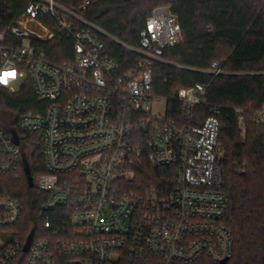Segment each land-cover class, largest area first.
Here are the masks:
<instances>
[{
  "label": "built area",
  "instance_id": "obj_1",
  "mask_svg": "<svg viewBox=\"0 0 264 264\" xmlns=\"http://www.w3.org/2000/svg\"><path fill=\"white\" fill-rule=\"evenodd\" d=\"M27 1L17 25L0 33V91L18 93L30 83L41 106L21 115L13 129L0 124V181L26 175L29 135L38 134L45 174L34 185L48 198L41 212L44 235L28 242L30 235L15 240L22 232L13 231L25 218L22 203L0 196V264L231 259L236 241L227 225L221 110L213 107L201 121L195 115L210 84L178 90L176 111L154 93L155 68L179 66L165 58L166 50L183 43L179 18L170 7H156L138 45H131L89 17V0ZM56 34L72 44L71 56L61 63L44 50ZM111 44L137 57L129 69L112 56ZM224 64L186 69L213 81L232 74ZM236 114L244 125L243 111ZM253 114L256 126L264 127V107ZM143 156L155 168L175 170L168 195L142 186L123 191L124 183L135 181Z\"/></svg>",
  "mask_w": 264,
  "mask_h": 264
},
{
  "label": "trees",
  "instance_id": "obj_2",
  "mask_svg": "<svg viewBox=\"0 0 264 264\" xmlns=\"http://www.w3.org/2000/svg\"><path fill=\"white\" fill-rule=\"evenodd\" d=\"M79 5L87 0H61ZM88 15L98 25L119 39L138 45L140 32L156 8L169 5L179 18L183 43L165 51V58L179 66L158 65L154 74V93L169 100L177 110L176 93L196 84L209 85L205 102L196 109L198 120H205L213 107L221 110V145L225 152V182L229 194L227 225L235 237V250L228 264H264V127L256 126L254 114L264 107V0H89ZM27 0H0V33L17 25L28 7ZM50 60L61 63L72 54V44L65 35L56 34L44 48ZM110 53L123 69H129L137 57L116 45ZM225 61V74L215 78L186 68L209 69ZM212 81V82H211ZM31 84L11 94L0 91V116L19 117L40 112ZM243 111L244 125L236 114ZM16 122L13 124L16 125ZM31 139V141H30ZM38 134L29 135L33 149L31 176L0 181V196L18 199L24 208L22 226L15 240L28 235L43 237L41 217L47 196L37 191L34 182L45 174L42 145ZM135 181L124 183L123 191L142 186L144 192L168 195L175 185V170L155 168L146 156L136 163ZM31 184L33 186H31ZM39 232V234H38ZM30 238V237H29ZM124 259L122 264H152ZM196 264H214L204 259Z\"/></svg>",
  "mask_w": 264,
  "mask_h": 264
},
{
  "label": "rangeland",
  "instance_id": "obj_3",
  "mask_svg": "<svg viewBox=\"0 0 264 264\" xmlns=\"http://www.w3.org/2000/svg\"><path fill=\"white\" fill-rule=\"evenodd\" d=\"M163 6V5H162ZM169 7V5H164ZM25 79H21L20 82H23ZM164 109V106H163ZM16 122V117L14 115L6 114L0 116V124L8 129L14 128V123ZM26 163L27 166L30 168L32 165V156H33V149H29L26 151Z\"/></svg>",
  "mask_w": 264,
  "mask_h": 264
},
{
  "label": "water",
  "instance_id": "obj_4",
  "mask_svg": "<svg viewBox=\"0 0 264 264\" xmlns=\"http://www.w3.org/2000/svg\"><path fill=\"white\" fill-rule=\"evenodd\" d=\"M26 175H27V176H30V175H31L30 170H29L28 168H27V170H26ZM31 186H33V185L31 184ZM32 238H33V235L30 236L28 242H31ZM27 250H28V249H26V251H27ZM229 261H230V259H225V260L222 261L220 264H228Z\"/></svg>",
  "mask_w": 264,
  "mask_h": 264
},
{
  "label": "snow or ice",
  "instance_id": "obj_5",
  "mask_svg": "<svg viewBox=\"0 0 264 264\" xmlns=\"http://www.w3.org/2000/svg\"><path fill=\"white\" fill-rule=\"evenodd\" d=\"M6 75H14V73H8V74H6Z\"/></svg>",
  "mask_w": 264,
  "mask_h": 264
}]
</instances>
